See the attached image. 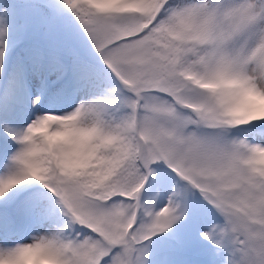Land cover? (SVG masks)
<instances>
[{
  "label": "snow or ice",
  "instance_id": "obj_1",
  "mask_svg": "<svg viewBox=\"0 0 264 264\" xmlns=\"http://www.w3.org/2000/svg\"><path fill=\"white\" fill-rule=\"evenodd\" d=\"M0 264H264V0H0Z\"/></svg>",
  "mask_w": 264,
  "mask_h": 264
}]
</instances>
